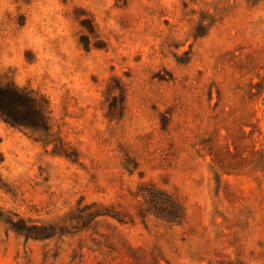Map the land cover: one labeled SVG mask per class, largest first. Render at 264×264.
<instances>
[{"label": "rangeland", "instance_id": "obj_1", "mask_svg": "<svg viewBox=\"0 0 264 264\" xmlns=\"http://www.w3.org/2000/svg\"><path fill=\"white\" fill-rule=\"evenodd\" d=\"M0 264H264V0H0Z\"/></svg>", "mask_w": 264, "mask_h": 264}, {"label": "trees", "instance_id": "obj_2", "mask_svg": "<svg viewBox=\"0 0 264 264\" xmlns=\"http://www.w3.org/2000/svg\"><path fill=\"white\" fill-rule=\"evenodd\" d=\"M27 93L15 88L0 87V117L9 125L14 127L34 128L29 121L18 117L16 106L27 101Z\"/></svg>", "mask_w": 264, "mask_h": 264}]
</instances>
